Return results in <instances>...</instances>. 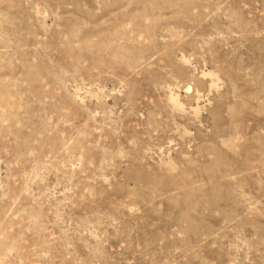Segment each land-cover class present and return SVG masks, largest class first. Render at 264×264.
<instances>
[{
	"label": "rangeland",
	"instance_id": "374dc122",
	"mask_svg": "<svg viewBox=\"0 0 264 264\" xmlns=\"http://www.w3.org/2000/svg\"><path fill=\"white\" fill-rule=\"evenodd\" d=\"M0 264H264V0H0Z\"/></svg>",
	"mask_w": 264,
	"mask_h": 264
},
{
	"label": "bare ground",
	"instance_id": "6f19581e",
	"mask_svg": "<svg viewBox=\"0 0 264 264\" xmlns=\"http://www.w3.org/2000/svg\"><path fill=\"white\" fill-rule=\"evenodd\" d=\"M189 90H191V88H189Z\"/></svg>",
	"mask_w": 264,
	"mask_h": 264
}]
</instances>
